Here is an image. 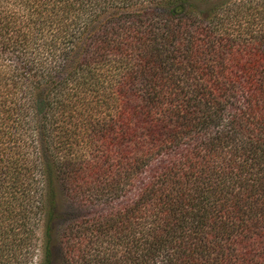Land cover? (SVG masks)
I'll return each instance as SVG.
<instances>
[{
  "label": "trees",
  "instance_id": "1",
  "mask_svg": "<svg viewBox=\"0 0 264 264\" xmlns=\"http://www.w3.org/2000/svg\"><path fill=\"white\" fill-rule=\"evenodd\" d=\"M0 264H264V0H0Z\"/></svg>",
  "mask_w": 264,
  "mask_h": 264
},
{
  "label": "rangeland",
  "instance_id": "2",
  "mask_svg": "<svg viewBox=\"0 0 264 264\" xmlns=\"http://www.w3.org/2000/svg\"><path fill=\"white\" fill-rule=\"evenodd\" d=\"M56 211L59 212L58 213V217H66L67 216V212H69L70 209V204L66 201V199L59 195L57 200H56ZM61 222V221H60ZM59 221L55 222V227L58 226V224L60 223ZM41 237V233L39 235Z\"/></svg>",
  "mask_w": 264,
  "mask_h": 264
}]
</instances>
